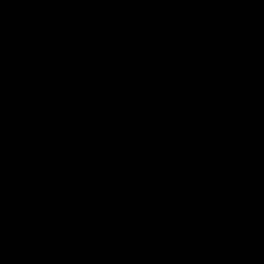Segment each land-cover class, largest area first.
<instances>
[{
    "label": "water",
    "instance_id": "water-1",
    "mask_svg": "<svg viewBox=\"0 0 264 264\" xmlns=\"http://www.w3.org/2000/svg\"><path fill=\"white\" fill-rule=\"evenodd\" d=\"M0 264H264V0H0Z\"/></svg>",
    "mask_w": 264,
    "mask_h": 264
}]
</instances>
